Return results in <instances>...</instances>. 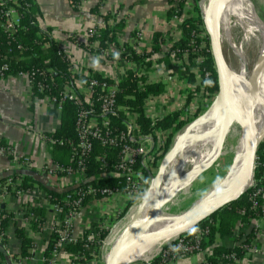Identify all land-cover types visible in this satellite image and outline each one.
<instances>
[{
	"label": "trees",
	"instance_id": "trees-1",
	"mask_svg": "<svg viewBox=\"0 0 264 264\" xmlns=\"http://www.w3.org/2000/svg\"><path fill=\"white\" fill-rule=\"evenodd\" d=\"M73 10H78L82 3L86 0H67ZM168 7L166 11L167 21L178 11L181 17L180 37L176 40L173 49L187 52L189 65H194V58L197 54L202 55L204 60L202 65L211 72L210 76L204 80L206 91L211 93L212 100L218 90L217 76L214 68L213 59L209 49L208 35L204 38L207 42V48H198L200 39L196 37V33L200 31L203 25L202 14L199 9L200 0H192V8L186 7V0H167ZM0 79H6L7 76H15L18 73L28 75L31 85V92L34 98L43 99L46 96L54 98L60 102L59 127L49 136L55 140L62 138H70L76 142L75 118L77 105L73 100L63 97V83L69 79V62L65 54L60 50L58 42L53 38L50 28L42 29L38 24L39 9L35 0H0ZM104 0H99L96 5L90 8V12L98 14L104 24L98 28L96 38L100 42V48L108 49L111 45L120 47L122 44L117 40L124 33L125 19H117L118 11H107L103 14L99 9L103 5ZM8 7L15 10L19 22L10 30L4 28L5 11ZM116 20V21H115ZM113 21L112 24H109ZM97 27V26H96ZM193 39L194 43L189 44ZM165 32L155 31L152 34L150 49L140 55L132 54L133 58L140 64L151 65V55L160 53L162 46L165 44ZM124 46V44H123ZM131 50V46L127 47ZM144 58H148L144 61ZM168 56L161 57L165 62ZM167 63V62H166ZM3 65H6L3 68ZM167 65V64H166ZM187 70L189 66L186 67ZM99 75L97 72H94ZM189 81L193 80V74L188 75ZM141 84V85H139ZM163 83L147 82L144 76H139L133 70H126L122 80L119 82L120 104H128L137 112L136 122L142 133H150L154 128L161 129L174 126L175 132L184 128L188 121L184 120L181 112H174L171 115L161 119L152 121L145 116L142 108L143 102L148 94H160L163 90ZM126 96H132L128 98ZM205 110V109H204ZM198 115H196L197 117ZM195 117V118H196ZM112 125L118 129H125L121 122V118L113 117ZM174 134H169L166 143L162 146L160 154L154 157L152 164L160 160L173 139ZM119 147H109L101 145L98 141L92 143L90 150H87L83 159L85 176L88 178L86 182L78 186L65 188L63 190H55L43 187V185L33 177L21 173H15L10 178L12 182L19 180L17 188L20 190H30L34 187L43 188L46 192L47 202L61 208L60 224L62 227L64 217L68 214L74 199L80 198L81 206L88 203L94 198H102L104 194L101 190L108 188L112 191H124L127 189V183L122 177H97V174L104 170L102 166L103 160L113 164L119 159ZM102 157V158H101ZM53 160L64 166L73 163L76 160V154L71 146L66 144H53ZM255 167L253 170V183L246 188L236 199L228 202L208 217L201 220L193 230L207 229L202 240L199 243L201 250L211 248V252L207 254L203 261L193 264H226L231 260L228 255L235 253L238 258L243 256L244 251L240 246L223 247L215 244L216 236L230 235L236 224L250 225L253 220L263 214L264 202V138L260 142L257 152ZM135 165H139L136 163ZM153 178L149 168H142V177L140 180L144 185L142 194L150 185ZM3 181V180H1ZM91 185L94 189L87 193V186ZM9 193L15 195L9 189ZM133 200H128L123 210L117 215V219L121 218ZM2 218L0 226L5 231L14 216L10 212L4 210L1 206ZM29 217L31 227L38 231L43 222L45 215L44 205H37L29 209V213L25 214ZM93 233L94 239L87 240V235ZM16 236L21 241V255H28V248L31 246V239L24 234V229L16 227ZM108 234V230L101 228L99 224L93 223L86 232L74 241L66 242L62 247L71 256L73 264H90L93 258H96L101 247L102 241ZM255 237V230L251 229L241 241V244L249 245ZM240 238V237H239ZM58 233L53 229L51 237L48 241L44 252L45 257H50L56 248ZM159 258H155L152 264H158ZM186 264V263H178Z\"/></svg>",
	"mask_w": 264,
	"mask_h": 264
},
{
	"label": "crops",
	"instance_id": "crops-1",
	"mask_svg": "<svg viewBox=\"0 0 264 264\" xmlns=\"http://www.w3.org/2000/svg\"><path fill=\"white\" fill-rule=\"evenodd\" d=\"M98 1L86 0L78 10H73L67 0H35L39 9L38 24L42 29L50 28L53 38L60 45L64 44V40L70 41L73 37L81 40L88 28L102 23L98 14L90 12V8L96 5ZM167 2V0H104L99 11L101 14L107 11H118L117 19H125V30L121 39L125 41L123 42L125 48L133 46L143 52L150 49L153 32L164 33L167 29ZM68 35L71 38L66 37ZM165 44L162 49L165 48ZM111 50L113 54H119L118 49L115 50L112 47ZM156 54L153 53L152 59L155 60L158 70L152 72V68H148L145 75L146 78L147 76L151 78L152 75L156 74L157 79L164 86L160 94L168 92L172 96L171 101L163 105V109L167 112L166 115L174 112L183 114L185 110H187L188 115H198L202 108L199 106L195 108L197 106L194 107L191 104V94L187 88V83L190 81L188 76H184L182 65L169 58L164 62L161 60L164 55ZM77 56L86 67L94 69L104 78L122 79L124 75V71L119 70L117 63L104 59H87L89 54L84 55L82 48L77 50ZM113 59L112 57L111 60ZM180 103H185L184 107H180ZM155 106L157 107V104ZM59 112L60 108L55 102L46 98H34L24 78H18L14 81L0 79V181L3 180L1 182H6L15 173H21L33 177L43 187L49 189L63 190L76 186L79 181L77 174L49 176L43 172L45 163L54 162L53 144H50L46 138L58 129ZM121 115L126 129L129 125L132 126L136 123V118L132 112L127 114L122 110ZM162 131L168 136L176 133L174 126ZM102 175L115 177L112 176L113 174L105 175L103 171L97 174V177ZM87 180L86 177L84 182ZM34 188L35 190L29 194L20 195L17 198L11 195L2 204L4 210L14 216L5 230V246L0 245V258L3 264H15L19 257H26L24 264H40L42 257H44L54 227L56 210L55 205L49 202L44 204V222L41 228L35 231L31 227L29 217L25 215L24 210L29 211L31 207L40 205L38 199L41 197V191L45 190L40 187ZM126 201L127 198L122 193L113 194L109 198L89 200L72 216V234L78 238L93 223L99 224L109 217H116ZM31 203L35 205L31 206ZM262 206L263 214L253 220L250 225L236 224L230 235L216 236L215 244L223 247H234L244 239L251 229L255 230L253 243L258 247V251L243 255L240 261L233 264H264V202ZM16 227L23 228L24 234L31 239L32 244L28 248L27 256H22L20 253L21 241L15 234ZM210 252L211 248L208 247L180 257L172 264L200 263ZM194 254L197 255L195 261L190 258ZM53 262L54 264H73L70 254L64 249L59 250L54 255Z\"/></svg>",
	"mask_w": 264,
	"mask_h": 264
},
{
	"label": "built area",
	"instance_id": "built-area-1",
	"mask_svg": "<svg viewBox=\"0 0 264 264\" xmlns=\"http://www.w3.org/2000/svg\"><path fill=\"white\" fill-rule=\"evenodd\" d=\"M9 1V0H4ZM12 1V0H11ZM201 1V0H200ZM199 1V3H200ZM2 2H0L1 5ZM186 7L192 8V0H186ZM199 5V4H198ZM175 11L174 15L168 20L167 29L165 31L166 44L165 48H161L159 54L168 56L169 59L177 62L182 65V72L184 76H188L190 73L193 74V80L187 83V88L191 94V104L197 107L207 108L209 103H211L212 97L209 91H206L204 85V80L207 79L211 72L208 68L202 65L204 57L197 54L194 58V65L190 66L188 61L187 52L178 49H173L176 40L180 37V28H181V15ZM5 20L4 28L10 30L16 26L19 22L16 12L12 7H8L5 11ZM116 21V20H115ZM113 21H110L109 24H112ZM97 26V27H96ZM88 28L81 40L78 38H71L70 35L66 36L71 38L70 41L64 40V44L60 45L58 42L60 50L66 56V59L69 62V79L63 83V97L69 98L74 101L77 105L76 118H75V129H76V142L70 138L68 139H53L47 137L50 144L58 142L59 144H66L71 146L76 154V160L73 163L66 166L59 164L57 162H48L43 166V172L49 176L60 175H73L77 174L79 181L76 186L80 185L86 180L83 159L87 150H90L92 147L93 140L98 141L99 144L109 146V147H119L120 155L119 159L113 164L103 160L102 166L104 168L103 172L105 175L113 174L112 176L122 177L127 183V189L124 191H112L108 188L101 190V193L104 194L102 198H109L113 194L122 193L127 200L135 198L137 192L140 191L144 185L140 178L142 177V168H148V164L153 162L154 157L161 152L162 146L166 143L168 134H165L159 127L154 128L150 133H142L137 122L128 126L127 129L124 125V120L122 119L121 111L124 110L125 113L132 114L137 117L136 110L128 104H120L118 98L120 97L121 90L119 89V82L122 80L118 79H107L100 75H96L95 70L89 67H86L83 61L77 56V50L82 48L84 50V55L89 54L87 59L98 60L104 59L109 62H114L119 64V70L122 72L126 70H133L137 72L139 76H144L146 78L147 69L152 68V72H155L157 66L155 65V60L151 57V65L147 66L145 64H139L132 54L140 55L145 51H140L137 48L131 46V50H127L123 46L122 34L118 37L117 40H120V47H115L111 45L108 49L100 48V42L96 38L98 35V28L104 26L103 22ZM200 39L198 43V48H207V42L205 37L207 36L204 25L201 26L200 31L195 35ZM140 38V37H139ZM194 43V40H190V45ZM164 46V45H163ZM162 46V47H163ZM115 50L118 49L119 54H113L111 48ZM210 49V48H209ZM158 54V53H157ZM156 54V55H157ZM118 55V56H116ZM112 57L114 58L113 60ZM148 58H144L146 61ZM6 65H3L5 68ZM187 66L189 69L187 70ZM157 73V72H156ZM18 78H24L27 82L28 89L31 91V85L29 83L28 75L25 73H18L15 76H7L4 80L14 81ZM147 82L157 83L160 80L157 79L156 74L152 75L151 78L147 76ZM141 85V84H139ZM178 85V83H177ZM188 92V90H187ZM157 95V96H156ZM216 95V94H215ZM128 98H133L132 96H126ZM47 100L55 102L60 108V102L56 101L54 98L45 97ZM172 96L168 92L162 94H148L146 99L143 102L142 108L144 110L145 116L150 118L152 121L161 119L165 116L171 115L167 114L163 109V105L171 101ZM157 104V107L155 106ZM201 104V106H200ZM161 105V106H160ZM171 105V104H169ZM185 103H180V107H184ZM187 110L182 114V117L187 121H191L193 115H188ZM113 117L121 118V122L124 125L125 129L118 130L112 125ZM136 121V120H135ZM102 158V157H101ZM28 162V160L24 159ZM26 162V163H27ZM139 163V165H135ZM256 164V163H255ZM103 176V175H102ZM98 176V178L102 177ZM83 177L85 178L83 180ZM11 179V178H10ZM8 179L6 182L0 181V220L2 218V209L1 206L5 200L9 199L11 195L9 189L15 193L13 195L15 198L20 195L29 194L34 191L35 188L30 190H20L17 188L19 180L12 182ZM253 183V179L250 181L249 186ZM87 193L92 192L94 189L89 184L87 186ZM41 197L39 200L40 205L47 203L46 192L41 191ZM34 203H31V206H34ZM80 198L74 199L72 201L71 209L68 214L64 217L62 227H57L60 224V212L61 208L55 206L56 218L54 221L53 229L58 233V239L56 241V248L52 252L50 257H42L40 264H54L53 257L54 255L64 246L66 242L74 241L77 238L72 234L71 228V218L74 216L77 211L81 208ZM24 213L27 214L29 211L24 210ZM115 216V215H114ZM115 217H109L100 223L101 228H109L110 221H114ZM109 225V226H108ZM195 227V226H194ZM190 228L180 234H177L171 242L159 246L155 252L149 254L147 258H143L144 264H152V261L155 258H159L158 264H172L178 258L184 257L193 252L201 251L199 246L200 241L202 240L204 234L207 233V229L204 230H193ZM87 240H93L94 234L90 233L87 235ZM0 245L5 246V231H2L0 226ZM237 246L244 251L243 255L253 254L258 251V247L251 242L249 245L238 243ZM228 258L231 260L226 264H233L237 261H240V258L237 257L235 253L228 255ZM242 258V257H241ZM142 259V258H141ZM26 257H19L15 264H24ZM203 261V260H202ZM0 264L2 260L0 258Z\"/></svg>",
	"mask_w": 264,
	"mask_h": 264
},
{
	"label": "bare ground",
	"instance_id": "bare-ground-1",
	"mask_svg": "<svg viewBox=\"0 0 264 264\" xmlns=\"http://www.w3.org/2000/svg\"><path fill=\"white\" fill-rule=\"evenodd\" d=\"M201 8L203 15L208 18L210 0H204ZM231 20H235L242 34L238 46L230 41ZM219 21L221 30L220 43L222 44V40L231 42L230 46L237 57L238 64L237 71L230 76L232 106H240L241 111L237 115L240 122H242L240 136L234 149V163L227 172L229 177H234L243 160L247 136L249 135L250 140L253 141L264 131V66L252 75L251 71L247 69V57L254 56L256 58L254 65L257 61L264 58V23L258 18L249 0H223ZM225 121L226 114L221 103L217 100L205 115L192 128L187 130L183 142L167 160L158 185L153 184L150 186L142 207L138 209L140 211L139 220L147 216L155 201L158 200L159 202L170 194L175 182L182 176V170L188 161L193 163L192 169L197 168L196 170H199L215 156L219 149L220 133ZM242 125L245 129L242 128ZM222 145L223 143L221 147ZM204 148L207 153L205 157H200V150ZM248 170L249 167L247 168L245 180L251 173V169L249 174ZM195 177L196 175L193 174L183 180L180 184L181 188L188 185ZM222 194L223 191H216L210 198L206 208L219 202ZM200 202L195 203L186 213L173 218L162 220L160 219V212L149 225L150 231L157 232L189 221L194 216L195 209ZM174 236L176 235H172L163 241H169ZM110 242L112 241L109 240L107 243L109 244ZM150 249L151 246L148 247V250Z\"/></svg>",
	"mask_w": 264,
	"mask_h": 264
},
{
	"label": "water",
	"instance_id": "water-1",
	"mask_svg": "<svg viewBox=\"0 0 264 264\" xmlns=\"http://www.w3.org/2000/svg\"><path fill=\"white\" fill-rule=\"evenodd\" d=\"M222 1L223 0H210L208 18L202 14V20L206 33L208 35L209 48L217 76V93L209 106L188 124L187 128L180 136L176 137V140L171 148H169V150L162 157L157 172L152 178L151 186L153 184L158 185L167 160L174 153L176 148L181 145L184 136H186L187 130L192 128V126L205 115V113L210 109L211 106H213V104L217 100L221 103L226 114V121L224 122L220 133L219 149L217 150L215 156L207 161V163L199 170H196L197 168L191 169L182 174V176L175 182L174 188L172 189L170 194L159 202L158 200L155 201L152 209L147 214V216L139 220L140 211H137L111 246L109 252L105 257L104 264H132L136 262L141 253L148 249L149 246H152L155 243L163 241L164 239L172 235L180 234L196 226L201 220L208 217L228 202L236 199L242 192L246 190V188L250 184L251 178L253 176L256 152L260 142L264 138V131L253 141L250 140L249 135L247 136L245 153L238 172L234 177H229L227 173V175L213 189L208 191L206 195L202 197L200 204L195 209L194 216L189 221L180 223L173 227L164 228L157 232L150 231L149 229V225L151 224V222L161 212L162 206L167 203L181 189V182L189 178L193 174H199L218 157L222 148L221 144L224 141L230 123L233 120H239L238 118H236V115L241 111V108L238 105H235L234 107L232 106L233 98L230 86V76L233 72L230 70L225 60L220 43L219 20ZM262 66H264V58L255 63V65L251 69V75L257 72ZM242 128L245 129L243 125ZM248 167L249 170L251 169V177L250 180H245ZM249 170L248 174L250 172ZM218 190L223 191L222 197L220 198L219 202L206 208L208 202L210 201V198ZM147 193L148 191L145 193V197Z\"/></svg>",
	"mask_w": 264,
	"mask_h": 264
},
{
	"label": "rangeland",
	"instance_id": "rangeland-1",
	"mask_svg": "<svg viewBox=\"0 0 264 264\" xmlns=\"http://www.w3.org/2000/svg\"><path fill=\"white\" fill-rule=\"evenodd\" d=\"M203 1L204 0H201L199 3V9H200L201 14H203L202 13L203 11L201 8V4ZM249 1L252 3V5L254 7V11L256 12L258 18L264 23V0H249ZM238 23H239V21H238ZM220 34H221V30H220ZM241 38H242V34L240 31V27L235 23V20H231L230 41L233 44H235L236 46H238L240 41H241ZM230 43L222 40L221 47H222V51H223L225 60L228 64L230 70L232 72H236L237 68H238L237 67L238 64H237V60H236L237 57H236L235 53H233L234 51L232 50ZM232 53H233V55H232ZM248 58L249 57H247V64H248L247 69H248V71H251V69L254 65V62L256 61V58L254 56H251L249 59ZM204 109H206V108H204ZM204 109L201 112H203ZM201 112H199V114H201ZM189 115H191V114H189ZM195 117L196 116L194 115L193 118L191 119V121L194 120ZM236 118H238V115H236ZM191 121H189V122H191ZM238 121L233 120L230 123L228 130H227V133H226V136H225L224 141H223V145H222L220 154L218 155V157L209 166H207L204 170H202L199 174H197L196 177L188 185L184 186V188H181L167 203H165L162 206L161 213H160V219L164 220L166 218H173V217H176V216H179V215L186 213L187 211H189L194 206L195 203H197L198 201H201L202 197L204 195H206V193L208 191L213 189L227 175L228 170L230 169V167L234 163V149L236 147L238 138L240 136L241 122L240 121L238 122ZM187 126H188V124L184 128H182L180 131L174 133V136H173V139L169 145V148H171V146L173 145V143L176 140V137L180 136L184 132V130L187 128ZM169 148H168V150H169ZM206 153L207 152H206L205 148L201 149L200 150V155H201L200 157H203V156L205 157ZM161 159L158 160L155 164H152V162H150L148 164V168L150 169L151 173H153V177L157 172V169H158V166L161 162ZM255 160H256V157H255ZM192 165H193V163L188 161L182 170V174L191 170ZM254 167H255V162H254ZM253 170H254V168H253ZM250 177H251V173H250V176L247 177V180H250ZM252 178H253V176H252ZM252 178H251V180H252ZM151 183L143 194L141 191H142V189H144V187L140 191L137 192V195L135 196V198L128 199V200H133V203L128 207V209L125 211L124 215L121 218L117 219V215L123 210V208L127 204L128 200L122 206V208L120 209V212L117 213L115 220L110 221V226L108 225L109 228H105L108 230V234L101 243V247L99 249V254L96 257L97 259L93 258L94 260H93L92 264H104L105 257L107 255V253L109 252L111 246L115 242L114 240L117 239L118 235L121 233V231L124 229L126 224L129 222L132 215L134 216V214L138 211V209H140L142 207L143 202L145 200V193L149 190ZM99 225H100V223H99ZM176 237L174 236V238H176ZM174 238H172L171 240L166 241V242L160 241V242L155 243L154 245L151 246L150 250L146 249L144 252H142L140 257L138 258V260L132 264H141V263L144 264L143 258H147L149 256V254L155 252V250L159 246H162L163 244L171 242L172 240H174ZM109 240H111L112 242H110L108 244L107 242ZM196 256L197 255L194 254V255H191L190 258L193 261H195Z\"/></svg>",
	"mask_w": 264,
	"mask_h": 264
}]
</instances>
